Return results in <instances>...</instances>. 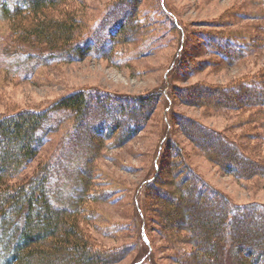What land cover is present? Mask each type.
Returning <instances> with one entry per match:
<instances>
[{
	"label": "trees",
	"instance_id": "trees-1",
	"mask_svg": "<svg viewBox=\"0 0 264 264\" xmlns=\"http://www.w3.org/2000/svg\"><path fill=\"white\" fill-rule=\"evenodd\" d=\"M140 3L141 0H118L116 5L122 10L121 19L107 18L101 24L106 26L105 30L101 26L99 29L93 27L84 34L77 32L82 22L78 19L79 12L69 8V0H0V17L12 28L14 37L10 36L12 43L7 48H13V53L25 50L21 47L30 44L47 49L43 50L47 59L70 60L71 53L80 57L95 54L115 59L117 54L123 53L131 57L133 52L117 45L130 43L147 25L148 30L151 29L152 17L139 15ZM160 6L180 31L182 48L173 62V66L180 67L186 58L184 26L167 0H160ZM55 10H62L63 14H49ZM199 36L207 51L224 62L239 60L258 39L245 41L232 32L220 31L201 32ZM171 91L166 90L169 104L165 109L170 114L165 118L166 134L176 124L226 173L239 179L264 172L263 163L245 155L235 142L219 131L172 111ZM178 92L185 102L226 112L264 109L262 76L223 87L189 86L179 88ZM160 93L165 94L163 89ZM120 97L100 89H81L45 108L27 107L0 114V264H109L122 260L129 253L127 247L122 250L104 247L89 231L99 217L96 201L110 199L106 190L92 187L96 156L104 146H119L128 141L144 126L156 106L153 93ZM63 108L74 112L76 119L71 132L76 131V134L67 141L62 139L59 155L64 157L73 152L72 161L77 167L66 177L71 182L57 179L63 190L53 192L50 185L56 170L54 162L41 161L32 173L23 172L35 160L46 135L53 129L50 117ZM164 139L160 161L156 163L154 175L145 181L144 189L151 197H161L156 209L158 215L161 214V220H157L158 231L169 230L171 239L176 236L175 247L178 243L179 251H188L177 259L178 262L264 264V203L231 201L189 165L183 147L174 138L166 135ZM78 147L80 150L75 151ZM163 169L167 171L162 175ZM152 203L157 204L156 199ZM144 210L139 209L144 219L139 229L141 235L145 230L148 254L140 253L133 264H157L152 255L153 240L149 229L147 231ZM182 243L186 246L180 248Z\"/></svg>",
	"mask_w": 264,
	"mask_h": 264
},
{
	"label": "rangeland",
	"instance_id": "rangeland-1",
	"mask_svg": "<svg viewBox=\"0 0 264 264\" xmlns=\"http://www.w3.org/2000/svg\"><path fill=\"white\" fill-rule=\"evenodd\" d=\"M69 2V8L76 9L80 14L78 19L82 23L78 34L90 32L93 27L99 29L107 18L121 19L122 10L116 5L118 0ZM167 4L185 30L183 52L186 58L183 57L184 62L180 67L173 66L182 48L180 31L162 10L160 0H141L139 15L152 17L151 29L148 30L147 25L130 43L117 45L133 52L131 57L123 53L117 54L115 59L95 54L80 57L74 53L70 54V60L47 59L44 54L46 51L43 52L47 49L30 44L21 47L25 50L13 53V48H7L12 43L10 36L14 37L12 28L6 19L0 17V114L27 107L45 108L81 89L109 91L120 95V98L151 93L156 97L155 109L144 126L122 145L106 144L107 147L104 146L93 164L96 177L92 187L106 190L110 199L96 201L99 217L95 227H90L89 231L104 247L120 250L130 248L122 260L109 264H133L140 253L144 255L148 251L145 230L141 235L139 229L141 221H144L139 214L140 208L146 209L144 214L148 223L145 222L153 240L152 255L157 264H182L177 259L188 253L179 251L178 243L175 247L173 240L176 236L171 239L169 230L158 231L157 220H161V214L158 215L156 209L161 204V197H151L144 189L145 181L154 175L156 163L160 161V147L162 142H166L163 140L166 135L183 147L189 165L231 201L264 203V172L244 179L226 173L176 124L166 134L165 121L166 116H170L165 109L169 104L166 90L170 89L172 111L188 115L219 131L235 142L245 155L264 164V109L226 112L216 107L185 102L178 92L179 88L189 86L205 84L223 87L248 78L264 77V1L167 0ZM49 14L60 16L63 13L62 10H55ZM104 26L100 28L105 30ZM208 31L232 32L245 41L254 37L258 39L255 46L239 60L224 62L211 55L204 43L200 42L199 34ZM34 53L42 54V57L31 56ZM185 62L188 65H183ZM161 89L165 94L160 93ZM75 119L74 112L64 108L52 114L50 125L53 129L46 135L35 160L23 172L32 173L41 161L54 162L56 170L52 172L50 185L53 192L63 190L57 179L71 182L66 177L77 167L72 161L73 152L64 157L59 155L62 139L67 141L76 134L75 130L71 132ZM166 171L163 169L161 174ZM154 199L157 204L152 203ZM177 235L179 237V233ZM185 246L182 243L180 248Z\"/></svg>",
	"mask_w": 264,
	"mask_h": 264
}]
</instances>
